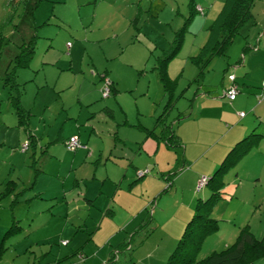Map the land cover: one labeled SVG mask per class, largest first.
I'll use <instances>...</instances> for the list:
<instances>
[{
    "label": "rangeland",
    "instance_id": "rangeland-1",
    "mask_svg": "<svg viewBox=\"0 0 264 264\" xmlns=\"http://www.w3.org/2000/svg\"><path fill=\"white\" fill-rule=\"evenodd\" d=\"M34 1L0 0V33L4 40L9 39L2 42L0 52V181L6 178L5 182L8 180L18 182L15 194L20 192L21 195L17 196L23 201L30 196L31 179L38 174L41 179L37 191L44 193L48 189L51 197L58 190L59 193L64 189L70 190L74 192L70 193L68 199H73L83 188L80 183L74 185L75 175L80 173L81 168L78 163L72 165L74 154L66 149L63 141L68 139L77 121L87 119L89 116L90 121H101L100 117L96 119L97 116L93 117L92 113L99 110L103 114L111 111L113 119L122 125L121 129L116 126L108 129L103 122L99 127V134L102 137L100 141L106 143L107 149L112 147V155L117 156L115 160H107L110 178L118 180L119 175L124 173L125 170L121 171V174L118 173L120 165L124 169L128 168V182L122 187L128 189V201L132 200L133 205L137 207L144 189L145 191L148 189V193L160 194V197H156L155 203L162 214L157 212L156 214L161 222L168 223L163 229H158L157 234L160 231L166 234V244L163 246V253L161 252L165 255L163 264H166L184 233L186 223L192 218L187 220V217L194 212L199 199L208 204L207 200L212 190L208 189L207 185L198 188L202 176L191 175L190 168L193 162L183 166L188 155L183 156L185 153L183 147L175 145L172 147L163 142L156 150L159 141L149 137L147 131L153 130L159 138L161 128L171 127L175 119L189 115L193 107L194 114L189 117L199 120L200 125H211L214 119L198 118L199 102L204 95L211 97L216 90L229 85L227 77L233 74L240 93L236 96L237 101L231 103L232 106L227 99H222L228 105L224 109L231 112L233 124L228 126L224 133L223 127L221 128L219 141L222 139L224 141L233 133L232 128L245 126L253 120L255 126L251 127L247 135L254 131L259 137L252 139L249 152L236 165L229 168L225 175L223 180L225 184L233 180L234 186L236 184L238 186L232 194L233 197L227 200H223L222 196L220 199L217 197L212 204L210 214L213 218H219V227L203 237L195 260L199 261L212 252H220L230 247L244 226L263 242L264 98L258 103V96L263 94L261 91L264 82V78L261 80L263 73L260 71L261 65H264V7H262L264 0H255L252 7L256 15L260 11L261 24L254 23L256 19L253 15V20L242 27L239 35L229 46L226 57H215L204 77L198 82H194V79L199 71L190 63L189 57L197 54L206 41L207 33L199 30L198 19L204 17L196 16L186 32L178 55L171 61V71L174 66L177 67L175 74L172 71L173 77L179 73L181 76L173 87L172 106L167 111H164L167 95L157 83V75L150 69L156 58L171 47L177 31H181L189 14V0H41L33 15H21L24 4L31 5ZM195 2L206 11L215 6L213 11L210 10L211 17L217 15L218 4H222V0ZM10 8H15L18 13L15 14L13 22L17 23L20 19L17 30L11 24L5 23L7 16L12 13ZM211 17L208 24L212 21ZM147 30L150 37L144 35ZM31 35L37 36L33 57L27 68L18 69L15 73V81L23 92L21 98L28 101L30 103L28 107H31L28 125L24 130L16 126L17 119L9 100L10 91L13 93L15 91L5 87L2 78L11 59L18 53V46L22 40ZM154 44L159 47L154 49ZM245 47L250 49L244 50ZM104 74L116 83L113 87L117 91H112L106 99L102 98L99 89ZM242 80L249 81L250 85L243 84ZM89 103L92 104L88 106ZM256 107L258 109L255 113ZM240 112H244L245 116L240 117ZM160 116L162 118L158 122ZM105 118L109 119L110 116ZM183 121L174 122L173 130H177L178 126L185 128L186 123L181 124ZM227 132L229 134L226 135ZM28 133L36 142L34 148L26 146L29 143ZM118 135L125 144L119 143L113 148L110 145L117 140ZM215 141L216 136L207 140L210 144ZM150 143L152 153L149 155L152 156V162L148 163L150 160L147 159L145 147L150 148ZM214 145L211 146L213 149L217 147ZM218 146L221 152L219 142ZM153 160L156 164H153ZM103 164V162L99 164L98 175L105 172ZM88 165L93 171L96 162L90 161ZM136 169L141 173L147 171L142 179H136ZM208 173L209 170L204 177H207ZM19 179H28L27 186H22ZM110 184L108 181L104 187V193L109 197L116 188L114 184ZM225 188L226 185L222 190ZM1 190L3 186L0 185ZM13 198L4 199L0 205V218L3 216L0 222V230H3L0 235V264H37L43 256L41 253L47 252L51 244L54 243L52 247L58 249V238L50 239L57 234V225L52 223L35 233L24 221L21 225L22 230L3 241L2 236L10 227L13 215L23 220L26 216L33 215L32 211L27 212V205L24 206L22 203L15 205V210H11L10 203ZM54 202L48 200L45 208ZM178 203L184 204H180L181 212L187 207L183 212L185 218L179 226L167 219L176 213ZM190 203L192 205L188 206ZM80 204V202L72 204L71 209L79 208ZM33 209L38 210L39 206H33ZM86 215V212L77 215L81 217L80 222L84 221L82 219ZM175 219L176 222L178 219L181 220L177 216ZM74 221L77 222L76 219ZM93 222L92 219L88 220L91 228L87 235L95 228ZM103 228L102 231H108L111 227L105 225ZM86 231L81 230L84 234ZM29 232L35 234L30 236ZM172 233L173 242L167 239ZM99 236L100 234L96 235L95 239L98 240ZM144 240L147 253L152 254L159 249H155L154 237L148 236ZM168 246L166 253L164 248ZM121 263L122 260L119 261V264ZM252 264H264V257Z\"/></svg>",
    "mask_w": 264,
    "mask_h": 264
},
{
    "label": "crops",
    "instance_id": "crops-1",
    "mask_svg": "<svg viewBox=\"0 0 264 264\" xmlns=\"http://www.w3.org/2000/svg\"><path fill=\"white\" fill-rule=\"evenodd\" d=\"M221 6L222 4H218L219 10H217V14L220 11ZM214 7L215 6H212L209 10L206 11V9L201 7L200 4H197L198 11L200 10V8L203 9V14L202 15L199 14V15L204 17L198 19L199 30L205 31L208 25L211 24V23L208 24V19L211 17L210 10L213 11L215 9ZM262 7L264 6L262 5ZM252 13L254 15V18L256 19L255 23L259 22L261 24L260 11H258L257 15L253 12V10ZM215 17L216 15L211 17L212 21L213 19H215ZM190 26H192V24ZM144 35L149 36V30H147ZM153 46L154 48L159 47L157 44H154ZM162 47L164 48L165 46L163 45ZM171 65L172 62H170L168 66L169 77L172 80H178L181 75L179 73V75L173 77L172 71L175 74V72H177V67L174 66L171 71ZM260 71H262L263 73L261 79L263 81L264 65H261ZM104 78L105 80L112 83V88L113 91L115 92L116 89L113 86L116 83L110 80L109 78H107L106 74L102 75L103 83L99 88L100 91H102L105 85ZM242 83L248 86L250 85V82L246 80H242ZM228 86L229 85H226L222 87L221 90H216L217 92L215 91L214 95H212L211 97L204 95L199 102L198 118L201 119L204 118L207 120L214 119L215 121H211L214 123H212L209 126H205L204 124L200 125L199 120L189 117L190 115L194 114V107H193V109H191V111L189 112V115H184L186 117L181 119L184 120L181 124L186 123L185 128H183V126H178L179 128L177 130H174L175 136L178 137L179 142L183 144L182 146L180 145V147H183V151L185 152L183 153V156L188 154L187 158L184 159L183 166H186V164L189 162H193L190 168V170L192 169L191 175H196L197 177H199L200 175L204 176L207 170H209V173L206 176H210L213 170L218 166V164L224 158L228 150L235 144V142L238 141L239 139H242V137L247 135L251 127L255 126L254 120L245 126L242 125L236 126L231 129V132L233 133H231L230 135L231 136L235 135L233 138H231V136L229 135L224 141L223 139L219 141L221 138V134H220L221 128L223 127V133H224L227 130V127L233 124V121L230 118L231 112L226 111L224 109V107L228 105L227 103L225 104V102L222 101L223 98L227 99L223 93V90ZM20 92L21 93L19 95H20L21 105L24 107L25 110L27 111L31 110V107L30 106L28 107L30 103L24 100L23 98H21L23 93L21 89ZM254 93L256 94V91H254ZM36 99L34 101H36ZM236 101H237V97L233 102ZM233 102H229V103L231 104ZM91 104L92 103H89L88 106H90ZM257 109L258 107L254 109L255 113ZM95 115L97 117H95ZM92 116L95 117L96 119L100 117L101 121H95V120L90 121L89 120L90 116L87 119L83 118L82 121L79 122L77 121V123L73 125L72 127L73 131H71L70 135L68 136V138L69 137L78 138V140L82 144L87 146L86 149H78L75 152H73L74 155L72 157V165L78 163V165L81 168L80 173L75 175L74 185H78L79 183L82 184L83 186L82 190H80L76 194V196L70 200L68 199V196L70 195V193H73L74 191H70V190L68 191L65 189L63 192H61L63 194V197L62 194L59 193V190L55 194L51 195V197H49L50 191L48 189L44 193L37 191L41 178L38 176V174L37 175L35 174L34 178L31 179L32 183L31 186L29 187L30 196H28L23 201H20V199H18V203H17L18 205L21 203L24 206L27 205L26 206L28 209L27 212L30 213L32 211L33 215L26 216L24 218L25 220L21 218H16V216L14 215H13L14 217L12 216V218H16L20 220L19 221L20 225H22L23 222L25 221L26 223H28L29 229L32 228V232L35 233L36 231L42 230L45 227L47 228L52 223L57 225L56 227L58 229L57 234L50 239L53 240L54 237L58 238L59 240L57 241L58 249H54V247H52L54 243L53 244L50 243L51 247L48 249L47 252L41 253L43 256L40 259V262L37 264H58V263L59 264H119V261L121 260L123 261V263L121 264H137V263L139 264L140 260H141V264H163V262L165 261L164 259L165 255H162L161 252L163 251L164 244H166V236H165L166 234L161 233V231L160 233L157 234V231L160 228L163 229L168 223V221L161 222L159 220L158 214H156V212L162 214V212L157 209L156 207L157 205L155 203L157 198L160 197L159 196L160 194L155 195L153 192L148 193V189H146V191L144 189L140 196L141 198L138 202V207L136 205H133L132 200L128 201V189H124L126 187H122L124 183L128 182V174H129L128 168L124 169V167L120 165L119 166L120 169L118 173L120 172L121 174V171L125 170L124 173L121 176L119 175L118 180L117 178H110L109 164H108L109 161L107 160H111V159L115 160L117 156L112 155V150H111L112 147L108 148L109 149L108 151L106 143L100 141L102 137L99 134L100 133L99 127L102 122L105 124L106 128L108 127V129H111L114 126L121 129L122 125L118 124L117 121L113 119L114 116H113V112L111 113V111H107L103 114L100 113L99 110L93 112ZM107 116H110V118L109 119L105 118ZM178 120L180 121V119H175L172 123L174 122L178 123L179 122ZM16 126H17V120H16ZM171 127L173 128V126ZM227 134L229 133L227 132L226 135ZM214 136H216V141L213 144L208 143L207 140L212 139ZM116 138L117 140L113 142L110 146L116 148L117 144L119 143L120 144L122 143L123 145L125 144L123 140H120L119 135L116 136ZM66 140L67 139H65L63 142L65 143ZM32 141H30L29 145L33 146L34 148L36 142L34 139H32ZM157 141L159 142H157L156 150H158L164 142L161 140H157ZM218 142L221 145L220 147L222 148L221 150L222 153L220 152ZM212 145L217 147L213 149L211 147ZM149 147L150 148L145 147V150L147 151L148 154L147 159L150 160L148 163L152 162L151 161L152 156L149 155L152 153L151 143ZM211 149L213 150L210 153ZM203 159L205 161L201 162V160ZM90 161L96 162L93 171L92 168L88 165V162ZM101 162L104 163L103 165L105 167V172L98 175L97 171L99 164H101ZM155 162L156 161L153 160V164H156ZM87 168H91V169H89L88 171ZM145 168H149V167H145ZM138 171L139 169H136L135 173L138 174ZM137 174H136V179H142L144 177L143 176L142 178H138ZM131 177H133V175H131ZM5 180L6 178H3L0 181L1 186H3ZM108 181L111 182L110 185L114 184L116 186L111 197H109V195L104 193V187L106 185V182ZM19 182L22 184V186H27L28 179H19ZM228 182H227L228 184H225L226 188L221 190V194L223 193V195H221L223 200H227L231 196L233 197L232 194L236 189V187L238 186L237 184L236 186H234L235 184L232 182L235 181L233 180H230ZM16 183L17 186H19L18 182ZM129 192H131V189H129ZM46 193H49V195H46ZM60 194L62 199L60 197ZM129 196L132 197L131 194H129ZM10 197L13 198L14 196L12 195ZM48 200L49 201L54 200L55 202L50 206H48V208H45ZM78 202L81 203L79 208L71 209L72 204ZM180 204L183 203H178L177 207L175 208L176 213L173 214L170 218L169 217L167 218L169 222H172L177 226H179L180 223L184 220L185 217L183 212L184 209H187V207L183 208V212H181L182 208H180L181 206ZM191 205L192 203H190L188 206ZM33 206H39V209L32 210ZM150 208L152 209L150 210ZM11 210H15V208L13 209L11 208ZM81 212H86L88 216L86 215L87 220L85 217L84 219H82L84 221L80 222L81 217H78L77 215H79ZM95 215H97L96 219H95ZM192 215L193 213H190L189 216L187 217V220L191 218ZM176 216L178 218H181V220L179 221L178 219V222H176L175 219ZM97 217H98V221H96ZM1 218L3 220V216ZM1 218H0V222L2 221ZM74 219H76L77 222H75ZM89 219H92V221H94L92 224L95 226V228L92 232H90L87 235V232L90 231L89 228H91V226L88 225ZM214 219L220 221L219 218L217 217H214ZM105 225L111 227L109 229L110 231L109 230L102 231ZM173 226L174 225H171V227ZM84 229L87 230L85 234L81 232V230ZM140 229L150 231V233L145 238H147L148 236L154 237L155 242L153 243H155L156 246L155 249L159 248L157 251H154L152 254L146 252V248L144 245V241H145L144 236L147 233L144 231H139ZM32 232H29L28 235L31 236L35 234V233L32 234ZM2 233L3 230L2 231L0 230V235ZM98 234H100V236L99 239L97 240L95 239V236ZM172 237H173V233L171 236L169 234V237H167L168 241L173 242ZM62 242H66V244L63 245ZM128 244L130 245V247H127ZM141 248H144V250L141 251L140 250ZM168 248L169 246L166 247V249L164 248V251L166 253L168 252L167 251ZM158 256L160 257L157 262ZM112 257H113V263H111ZM62 260H64L63 261L64 263H60Z\"/></svg>",
    "mask_w": 264,
    "mask_h": 264
},
{
    "label": "trees",
    "instance_id": "trees-1",
    "mask_svg": "<svg viewBox=\"0 0 264 264\" xmlns=\"http://www.w3.org/2000/svg\"><path fill=\"white\" fill-rule=\"evenodd\" d=\"M40 1L41 0H35L31 5L28 3L24 4L23 13L21 15H33V12L38 7ZM254 2L255 0H222L220 11L205 30L207 33L206 41L199 48L195 56L189 57L190 63L199 71L198 75L194 79V82H198L204 77L210 62L215 57H226V52L229 46L232 44V42H234L236 36L239 35L242 27L247 22L253 20L252 7ZM188 10L189 14L185 19L182 29H180L181 31H177L171 47L166 51L164 50L162 56L156 58L155 64L150 69V71L155 72L157 75L158 83L162 87L164 93L167 95L168 100L164 106V111H167L172 106L174 91L173 87L177 84L176 80H172L169 77V63L178 55L185 40L186 32L188 31V28L192 24L195 17L199 14H203L202 8H200L198 11L195 0H189ZM15 14L18 15V13H16V9L13 8L12 13H10V15L5 19V23L11 24V26L17 30L19 28L18 23L20 19L17 21V23H14V17L16 16ZM35 28L38 27L35 26ZM36 39V35H31L29 38L22 40L21 44L18 46V53L15 54L11 59L9 67L7 71H5L4 77L2 78L4 86L15 91V93L10 91L9 100L17 119V126L23 128L24 130L28 125L30 113L21 105L19 95L21 92L20 88L18 87L19 85L15 81V73L18 69H25L28 67V64L35 52ZM3 40L4 36L0 33V52L2 50V42H6L9 39ZM248 48L249 47H245L244 50ZM231 76L233 77L232 80L229 79ZM227 79L229 81V86L223 90V93L229 102H233L236 99L238 93H240L239 87L236 84V77L234 75L229 74ZM109 87L110 92L113 91L112 83L110 82ZM233 87L236 89L237 94L233 100H230L226 96V92ZM262 87L263 89L261 93L263 94L262 96H258V103H260V101L264 98V82ZM241 113H243L245 116L244 112ZM184 117L186 116H182L177 119L181 120ZM161 118L162 117L160 116L158 122ZM147 134L149 137H153L156 140L164 141L168 146H180L179 139L175 136L172 127L164 126L161 128L159 138L156 136V134H154L153 130L147 131ZM258 137L259 136L256 135L254 131H252L248 135L242 137V139L236 141L235 144L228 150L218 166L213 170L211 175L205 177V185L208 186V189L212 190L210 197H208L209 199L207 200L208 204H204V201L199 199L194 208L192 218L186 223L184 233L177 242L175 249L169 255L166 264H252L256 260L264 257V241L262 242L258 240L247 229V227L244 226L240 229L235 242L230 247H227L225 250L220 252H212L210 255L199 261L195 260V255L200 247L203 237L206 236L210 231L216 230L219 227L218 221L211 216L210 212L212 209L211 206L214 204L217 197L220 199L222 187L225 185L223 181L225 175L229 171V168L236 165L249 152L252 139H258ZM28 138L30 141H32L33 136L29 134ZM30 141L26 146L30 144ZM80 144L84 146V148H76L71 152H75L78 149L87 148V146L81 142ZM36 171L38 172L37 169ZM144 175L145 174L139 176L137 174L138 178H142ZM16 190L17 183L15 181L8 180L5 182L3 184V190L0 191V205L4 199L13 195L14 199L10 206V208L13 209L18 203V196L21 195L20 192L19 194H15ZM19 221L20 220L16 218H12L10 227L3 235V241L11 235L16 234L15 232L22 230ZM139 231H144L147 233L144 238L150 233V231L144 229H140ZM64 243L66 244V242H62L63 245H65ZM127 247H130V245L128 244ZM63 261L64 260H62L60 263H64ZM111 263H113V257Z\"/></svg>",
    "mask_w": 264,
    "mask_h": 264
},
{
    "label": "built area",
    "instance_id": "built-area-1",
    "mask_svg": "<svg viewBox=\"0 0 264 264\" xmlns=\"http://www.w3.org/2000/svg\"><path fill=\"white\" fill-rule=\"evenodd\" d=\"M229 79L232 80L233 77L231 76ZM101 94H102L103 98H107L109 96V94H110L109 81L105 80V86L102 89ZM236 94H237V91H236V89L234 87L230 88L226 92V96L230 100H233L235 98ZM240 116L242 117V116H244V114L240 113ZM65 146H66V149L69 150V151H74L76 148H84V146H82L80 144V142L78 141V139L76 137H70L69 139H67L66 142H65ZM23 147L26 148V146H23ZM146 172H144V173L139 172L138 175L142 176ZM205 184H206V178L204 176H202L200 178L199 182H198V185H199L198 188L203 187Z\"/></svg>",
    "mask_w": 264,
    "mask_h": 264
}]
</instances>
